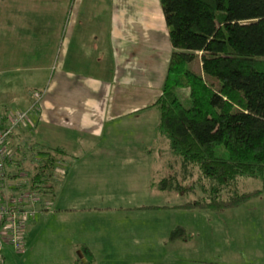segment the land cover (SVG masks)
<instances>
[{
	"label": "crops",
	"instance_id": "crops-1",
	"mask_svg": "<svg viewBox=\"0 0 264 264\" xmlns=\"http://www.w3.org/2000/svg\"><path fill=\"white\" fill-rule=\"evenodd\" d=\"M171 52L159 0H0V113L29 108L32 91L43 90L33 126L19 130L14 144L65 151L53 176V209L27 224L18 259L37 248L38 237L30 246L27 234L49 217L60 219V233L42 242L57 243L72 264H92L95 253L144 257L104 223L113 205L91 198L108 192L114 163L160 156L159 112L151 104ZM191 238L168 241L188 246ZM230 254L226 264L238 257Z\"/></svg>",
	"mask_w": 264,
	"mask_h": 264
},
{
	"label": "trees",
	"instance_id": "trees-1",
	"mask_svg": "<svg viewBox=\"0 0 264 264\" xmlns=\"http://www.w3.org/2000/svg\"><path fill=\"white\" fill-rule=\"evenodd\" d=\"M159 4L172 52L161 93L151 107L159 112V131L173 157L168 168L177 163L178 170L161 177L157 185L162 191H182L179 178L185 181L198 173L197 184L205 196L178 207H238L264 192V0H159ZM195 59L200 73L188 67ZM180 89H188L187 106L177 94ZM14 148L8 172L23 168L26 156ZM64 152L37 150L40 161L30 167V189L53 199V176ZM240 177L260 179L262 185L237 191ZM189 238L180 225L168 236L169 241Z\"/></svg>",
	"mask_w": 264,
	"mask_h": 264
},
{
	"label": "rangeland",
	"instance_id": "rangeland-1",
	"mask_svg": "<svg viewBox=\"0 0 264 264\" xmlns=\"http://www.w3.org/2000/svg\"><path fill=\"white\" fill-rule=\"evenodd\" d=\"M199 63V59H195L188 67L200 73ZM209 80L217 83L213 78ZM177 94L186 106L189 105L188 89H180ZM11 106L17 108L19 105L12 103ZM162 139L160 156L156 151L149 153L150 156L144 155L137 162L114 163L117 172L108 186V192L94 193L91 198L93 201L103 198L110 206L113 205L116 210L107 214L104 223L111 224L114 236H128L131 239L129 248L144 252V257L114 256L111 253L114 254L112 257L105 258L95 253L92 264H226L230 252L238 253V257L231 258L233 264H264V192L235 208L207 210L178 207L205 196V192L197 184L198 173L185 181L179 178L184 189L182 191H162L151 185L152 179L157 183L161 177L178 170L177 163L172 169L168 168L167 164L173 157L166 139ZM39 148L31 144L20 147L21 154L26 155L23 169L29 173L31 165L36 162L29 159L37 154ZM155 148L158 150V146ZM158 166H162L159 172L156 169ZM149 170H152V174ZM261 185L260 179L240 177L236 186L237 191H251L259 189ZM152 205L157 208H143ZM56 218H47L27 234L30 246L38 237L39 247H31L24 258L18 259V254L11 247H5L6 264H72L73 259L61 255L60 248L55 246L57 243L52 242L53 248H48L42 242V236L60 233V219ZM98 220L99 223L103 221ZM177 225L184 226L191 235L188 246L166 239L165 236Z\"/></svg>",
	"mask_w": 264,
	"mask_h": 264
},
{
	"label": "built area",
	"instance_id": "built-area-1",
	"mask_svg": "<svg viewBox=\"0 0 264 264\" xmlns=\"http://www.w3.org/2000/svg\"><path fill=\"white\" fill-rule=\"evenodd\" d=\"M43 92H32L33 103L27 109L0 113V264H3V249L6 245L17 254L24 252L27 224L41 209H48L52 204L49 198L42 197L28 187L30 173L27 170H7V162L14 159V137L19 130L33 126L31 119L40 109ZM25 158L22 157V160ZM31 160L38 162L40 157L33 155ZM10 174L17 176L12 179Z\"/></svg>",
	"mask_w": 264,
	"mask_h": 264
}]
</instances>
